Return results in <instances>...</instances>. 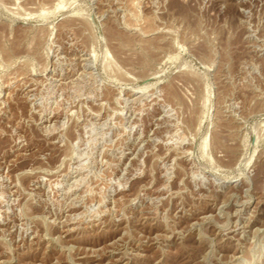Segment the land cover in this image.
Listing matches in <instances>:
<instances>
[{
  "label": "rangeland",
  "instance_id": "rangeland-1",
  "mask_svg": "<svg viewBox=\"0 0 264 264\" xmlns=\"http://www.w3.org/2000/svg\"><path fill=\"white\" fill-rule=\"evenodd\" d=\"M0 264H264V0H0Z\"/></svg>",
  "mask_w": 264,
  "mask_h": 264
},
{
  "label": "bare ground",
  "instance_id": "bare-ground-1",
  "mask_svg": "<svg viewBox=\"0 0 264 264\" xmlns=\"http://www.w3.org/2000/svg\"><path fill=\"white\" fill-rule=\"evenodd\" d=\"M127 24V23H126ZM145 33V32H144ZM216 132V131H215ZM216 134H218V133H216ZM218 136V135H217ZM216 136V137H217ZM215 137V138H216ZM219 137V136H218ZM214 138V137H213ZM222 138V137H221ZM213 141H215V139L213 140ZM219 141H221V140H219V138H216V141L215 142H219ZM203 143H204V141H203ZM220 144H224V142L222 143V142H220ZM224 146H226L225 144H224ZM233 146V145H232ZM227 147V148H226ZM226 147H224V148H226V150L228 149V148H230V150H233V148L231 149V147H228V145L226 146ZM228 151H229V149H228ZM231 152V151H230ZM227 154V153H226ZM229 155V154H228ZM227 157V156H226ZM237 157V156H236ZM231 161V160H230ZM233 165V164H232ZM65 230V229H64Z\"/></svg>",
  "mask_w": 264,
  "mask_h": 264
}]
</instances>
